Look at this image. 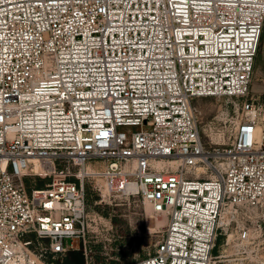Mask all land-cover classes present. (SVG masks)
<instances>
[{"label": "built area", "instance_id": "1", "mask_svg": "<svg viewBox=\"0 0 264 264\" xmlns=\"http://www.w3.org/2000/svg\"><path fill=\"white\" fill-rule=\"evenodd\" d=\"M262 30L264 0H0V264H95L91 178L165 220L121 264H264ZM207 97L231 109L219 139ZM37 173L52 176L29 187Z\"/></svg>", "mask_w": 264, "mask_h": 264}, {"label": "rangeland", "instance_id": "2", "mask_svg": "<svg viewBox=\"0 0 264 264\" xmlns=\"http://www.w3.org/2000/svg\"><path fill=\"white\" fill-rule=\"evenodd\" d=\"M260 95L264 96V92ZM201 102L199 110L203 121V132L213 139H219L220 128L224 125V119L231 109L225 104L224 99L207 97ZM51 176L52 174L47 173L26 175L24 181L29 187H41L51 179ZM70 177L76 179L74 175ZM84 190L88 211L85 238L87 248H91L87 252L96 262L95 264L129 263L154 249L155 243L162 237L165 220L156 215L140 196L127 195L123 191H109L100 179L92 178L84 180ZM30 236L32 234L28 237ZM71 242L74 246L81 245L79 238L64 239L66 245ZM222 242L223 237H220L214 253L221 251ZM230 258L216 264H235L238 260L233 259V256ZM49 259L55 264L63 262V259L57 256ZM84 260L82 256L80 264H83Z\"/></svg>", "mask_w": 264, "mask_h": 264}, {"label": "crops", "instance_id": "3", "mask_svg": "<svg viewBox=\"0 0 264 264\" xmlns=\"http://www.w3.org/2000/svg\"><path fill=\"white\" fill-rule=\"evenodd\" d=\"M250 89L253 93L264 92V30H262L259 47L255 56L253 79ZM82 256L83 253L80 249L70 250L63 257L62 264H80Z\"/></svg>", "mask_w": 264, "mask_h": 264}, {"label": "bare ground", "instance_id": "4", "mask_svg": "<svg viewBox=\"0 0 264 264\" xmlns=\"http://www.w3.org/2000/svg\"><path fill=\"white\" fill-rule=\"evenodd\" d=\"M35 168H38V164L36 163L35 164ZM134 187H132V189H133ZM108 190V189H107ZM159 219V217H157V220Z\"/></svg>", "mask_w": 264, "mask_h": 264}, {"label": "trees", "instance_id": "5", "mask_svg": "<svg viewBox=\"0 0 264 264\" xmlns=\"http://www.w3.org/2000/svg\"><path fill=\"white\" fill-rule=\"evenodd\" d=\"M82 255V254H81ZM83 261V260H82Z\"/></svg>", "mask_w": 264, "mask_h": 264}]
</instances>
